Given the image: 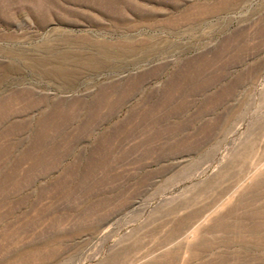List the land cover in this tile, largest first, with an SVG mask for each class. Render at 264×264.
Instances as JSON below:
<instances>
[{"label":"rangeland","instance_id":"1","mask_svg":"<svg viewBox=\"0 0 264 264\" xmlns=\"http://www.w3.org/2000/svg\"><path fill=\"white\" fill-rule=\"evenodd\" d=\"M172 74L216 83L166 102ZM137 77L57 168L12 171L18 135L1 137L0 264H264V0H0V96L90 99Z\"/></svg>","mask_w":264,"mask_h":264},{"label":"bare ground","instance_id":"2","mask_svg":"<svg viewBox=\"0 0 264 264\" xmlns=\"http://www.w3.org/2000/svg\"><path fill=\"white\" fill-rule=\"evenodd\" d=\"M45 48L48 49L47 46H45ZM181 69L184 70L183 68H181ZM199 70H200V68H199ZM215 70H214V72H215ZM204 71H202V72L204 73ZM58 72H59V69H55V73L51 74V75H53L54 80L62 79L61 75L57 74ZM200 74L202 75V73H200ZM213 75H215V74L213 73ZM179 76H181V75H179ZM179 76L176 77V76H173V74H172V76L170 75L168 82L165 83V84H167V89L165 90L166 94L164 96L166 102H168L170 99L172 100V97L173 98L175 97L174 94L176 92L179 91V93H177V94L182 93V91H180L182 82L183 83L188 82L190 84L191 81L194 82V79H196V77L198 75H196L195 78H193L194 75H191V74H188V75L184 74L181 77H179ZM210 77H212V76H210ZM217 77H218V75H217ZM138 78L139 77L135 78L134 80L127 82L126 86H122V84L121 85L110 84L108 86L99 85L97 90H96L97 91L96 94L90 99L89 98L88 99L77 98V99H70V100H59V99L48 100V98L35 95L29 89H22V90H18V91L16 90V91H13L7 95L0 96V126H1L0 127V139H1V137H5L9 133H16V135H18L17 138L15 139V141L11 145L13 146V148L17 149L16 151H19L20 159L18 161H13V163H10L8 168H10L12 171H15V169L18 167L20 162H25V161H29V166H28L27 172H31V171L36 170V169L49 170L52 168L59 167L61 165V162H62V155L59 151L62 141L63 140H66V141L69 140L70 142H72L73 140H75L79 137H82V136H84V138H85V135L92 137L95 133L94 132L95 129L96 128L98 129V127H100L101 124H107L114 117L117 108L122 106V103L124 102V100L126 98H128L131 95V93H133L135 91L136 87L134 86L133 82L138 80ZM192 78H193V80H192ZM201 78H200V80H201ZM215 78H216V76H215ZM204 80H207V77ZM215 80L211 79V81H213V82ZM209 81L210 80L208 78V80H207L208 84L211 83V81L210 82ZM195 82H196V80H195ZM204 82L197 84L195 86L191 83L194 86V87H191V89L193 88V91L194 90L199 91V92H200V90L203 91L202 89L207 84L206 81H204ZM215 83H216V81H215ZM191 84L189 86H192ZM210 85H212V83ZM72 86H73V84H71L68 81L63 80L60 87H59V90L64 91V90H66ZM183 87L185 88V86H183ZM185 92H186V90H185ZM189 93L192 94L191 91ZM186 94L188 95V93H186ZM184 95L185 94L183 93V97H184ZM187 95H185V96H187ZM178 98L180 99V97L177 96V98H176L177 101H178ZM181 100H184V99L182 98ZM173 101H175V99ZM171 102H170V104H171ZM17 103L19 105H22V108L20 109V111H19V109L15 110V108H14V106H16L15 104H17ZM173 103H175V102H173ZM187 103L184 104V102L182 101L183 106L187 105ZM177 105H178V103H177ZM188 105H189V103H188ZM160 106H165V103L160 105ZM160 106L155 105V106L148 107V109L143 111V113L140 115L141 118L143 120L145 118L146 119L152 118L153 114H155L158 111L157 109L161 110ZM173 106H175V105L173 104ZM183 106H182V109H184V107H185V106L184 107ZM177 107H179V106H177ZM177 107H175V108H177ZM172 108H174V107H172ZM172 108H171V111H173ZM185 109L187 110V108H185ZM185 109H184V111H185ZM139 110H138V112H139ZM33 112L36 113L35 116L30 117V114ZM181 112H182V114L184 113L183 111H181ZM181 112H180V115H181ZM177 113H179V112H177ZM132 114H133V112H132ZM137 116H138V114H137ZM133 117H134V115H133ZM176 117H177V115H176ZM15 118H17V120H15ZM131 121H132V118H131ZM141 121L142 120H140V123H141ZM150 121L153 122L152 120H150ZM146 122H149V121H146ZM99 124H100V126L96 127ZM126 124H127V122H126ZM131 125H133V124H131ZM148 125H150V123ZM117 127H119V125ZM148 127H147V129H148ZM114 128H116V127H114ZM113 131L115 132V130H113ZM113 131H111V133L109 132L110 136L113 133ZM125 131H127V130L125 129ZM152 131H154V130H151V132ZM177 131H178V129H177ZM97 132H99V131H97ZM107 133H108V131H107ZM22 135H26L27 138L29 139V141L25 142V143L22 142L21 139H23V138H20V136H22ZM115 135H117V134H115ZM151 135H152V133H151ZM105 136H107L106 132H103L98 136L97 140L96 139L95 140L96 141H98V140L103 141L104 139L107 140L106 139L107 137H105ZM155 136H156V134H155ZM81 139H83V138H81ZM89 139H88V141H89ZM78 141L81 142L82 140H78ZM80 142H78V143H80ZM84 142H86V141H84ZM88 143H90V142H88ZM111 143H112V140H111ZM109 144L107 143L106 145H109ZM90 147H93V146H90ZM94 148H93V150H94ZM105 148H103V149H105ZM87 149H88V147H87ZM96 151H97V149H95V152ZM78 152L81 156V153H80L81 151L79 150ZM96 153H98V151ZM104 153H103V155L105 156L106 153L105 154ZM76 154H77V152H76ZM2 155H3V152L1 151L0 157ZM70 155H71V153H70ZM92 155H94V154H92ZM99 156H101V155H99ZM75 157L76 158L73 157L75 159V160L73 159L74 160L73 163L71 162L72 165L70 164L72 166L73 170L75 168L77 171H80L81 168L86 167L87 170L89 172H91L93 170L95 171V168L101 166V164H102V161H101L102 156L98 157L100 159H98V158L93 159V157L89 156V158H87V159H85L86 158L85 157L84 158L85 160L78 159L77 155ZM67 166H69V165H67ZM71 166H70V168H71ZM64 170H65V168H64ZM83 171H84V168H83ZM85 174H87V173H85ZM26 179L29 180V178H26ZM83 179H86V177H83ZM60 181H63V180H61V178H60ZM65 196H66V194H65Z\"/></svg>","mask_w":264,"mask_h":264}]
</instances>
